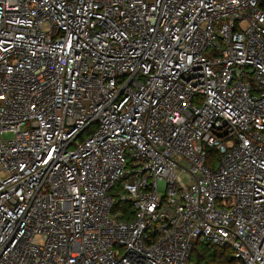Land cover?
Listing matches in <instances>:
<instances>
[{
    "label": "built area",
    "instance_id": "1",
    "mask_svg": "<svg viewBox=\"0 0 264 264\" xmlns=\"http://www.w3.org/2000/svg\"><path fill=\"white\" fill-rule=\"evenodd\" d=\"M197 245L264 264V0H0V264Z\"/></svg>",
    "mask_w": 264,
    "mask_h": 264
},
{
    "label": "trees",
    "instance_id": "2",
    "mask_svg": "<svg viewBox=\"0 0 264 264\" xmlns=\"http://www.w3.org/2000/svg\"><path fill=\"white\" fill-rule=\"evenodd\" d=\"M211 157H214V152L211 153ZM115 209H121V207L116 205ZM189 262L191 264H239L229 247L219 248L210 245L195 246L190 254Z\"/></svg>",
    "mask_w": 264,
    "mask_h": 264
},
{
    "label": "rangeland",
    "instance_id": "3",
    "mask_svg": "<svg viewBox=\"0 0 264 264\" xmlns=\"http://www.w3.org/2000/svg\"><path fill=\"white\" fill-rule=\"evenodd\" d=\"M11 137L12 136L10 134L4 136L5 139H11Z\"/></svg>",
    "mask_w": 264,
    "mask_h": 264
}]
</instances>
